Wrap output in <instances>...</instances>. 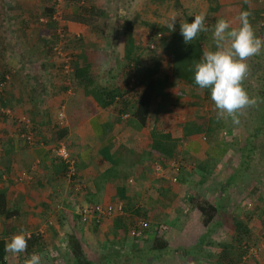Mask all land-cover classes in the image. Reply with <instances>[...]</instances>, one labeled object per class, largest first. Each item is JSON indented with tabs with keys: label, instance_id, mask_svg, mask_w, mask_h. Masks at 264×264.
<instances>
[{
	"label": "rangeland",
	"instance_id": "obj_1",
	"mask_svg": "<svg viewBox=\"0 0 264 264\" xmlns=\"http://www.w3.org/2000/svg\"><path fill=\"white\" fill-rule=\"evenodd\" d=\"M223 2V7H220L218 0H63L59 4L56 0H45L29 5L30 9L27 12L31 15L30 19H26L22 18V14L20 15L22 9L16 6V1L14 3V0H0V24H3V29H0V49L5 48V57L0 60V72L9 80V83H5L0 90V94L4 93L6 97V107L2 109L11 110V106H17V109L21 108L24 112H28L31 105H35L37 102L41 105L45 100L42 96H48L49 94L55 96L56 94L55 92L50 93L45 87V92H43V86L45 85L43 82L49 80L50 83L53 81L54 84H59V89L65 86L73 90L75 88L73 70L83 62L88 66L97 85L109 87L114 84L122 92H127V98L135 102L136 95L140 92L138 89L140 84H137L138 82L132 77L133 64L128 67V63L124 58L125 36L116 29L115 21L118 18H124L133 22V37L136 46L134 59L140 66H156L158 68L157 79H162L168 75L165 51L166 40L172 32L176 31L179 21L184 22L187 16L201 12L205 13L206 25L209 29H212L220 18H226L232 28H238L239 15L246 10L250 12L249 17L254 20V25L264 23V0L261 2H258V0H224ZM44 8L57 10L59 12L57 22L59 23L56 24L50 21L49 17H45L42 14ZM89 9L102 12L104 16L98 17L96 14H91L88 12ZM73 11L76 13H72ZM16 14L19 18H14L17 16ZM255 15L258 16V19ZM173 16L178 18L174 30H171L168 25ZM41 19H46L48 23L41 22ZM23 20L26 27L32 32L22 36V44H20L17 42V39L21 38L20 35L17 34L13 37H10V35L12 32H16L17 28L15 26L24 27L22 25ZM53 23H55V26L52 25ZM49 24L51 27L47 26ZM57 25L64 30V39H59ZM35 30L42 34L37 36L33 32ZM201 34L203 36V40H201L203 51L214 50L215 42L211 30ZM259 34L264 39V29ZM37 37L40 40H37ZM57 45H61L62 57L54 53V48ZM25 48L28 49V55L40 53L44 58L45 65H40L37 60L27 63L28 59H24L25 61H20V66L13 69L9 68L7 65L9 54L20 57L22 56L20 52ZM263 58L264 49L261 50L260 54L248 57L245 61L249 66L248 74L250 78L249 85L245 90L256 103L236 113V117L225 115L218 118L214 102L211 98H204L201 90H192L180 83L171 86L174 92V100H176L179 92L183 93L179 102L168 105V107H171L169 109L170 112H173L174 119L176 121L183 119L184 123L189 125L195 123L200 126L202 132H205L208 120L209 122L212 120L216 122L217 131L208 137L213 142L220 140V142L229 145V149L226 151L227 162L219 161L221 163L219 164L214 159L212 163H198L179 154L176 157V162H185L190 166L194 163L196 170L193 169L195 171L192 173L191 171L186 172V175L178 180L180 188V206L178 207L180 210L178 214L182 219H176V225L175 222L162 223L167 226L168 230L162 233L160 238L170 243V247L161 255L150 253L151 241L146 240L145 235L143 239H133L129 243V247L125 249V251H129L127 254L129 258L124 259L121 257L122 259L119 260L121 263L126 260L129 261L130 257L134 255L135 261L138 258H144L143 264H213L220 251L218 244L228 245L231 243L233 239L232 231L229 228L220 227L214 231L210 239V246L205 245L201 250L195 251V244L205 229L199 223L197 211L190 208L188 200L193 196L215 200L229 174L237 170L240 157L238 151L233 149L235 147L234 141L238 136L237 130L239 128L246 131L257 123L260 103L254 95L259 83L254 80L253 63L257 67V64H260ZM63 60L68 61V74L64 72ZM16 78L20 79L21 82L19 83L20 80L18 81ZM24 78H33L35 82L34 85L32 81L28 82L31 85L28 90L32 95H30V99L28 98V102H25L26 105L23 101V93L26 92V84L24 83H27L28 79L24 81ZM43 78H47V80ZM12 81L15 82V88H10L9 84ZM48 83L45 86H48ZM13 90H15L17 96ZM8 92L13 94L15 98L9 97ZM152 115L153 113L149 116V119ZM4 117L7 118L6 115ZM21 118L29 119L26 113L21 116L19 114L14 116L11 113L7 121L20 130L22 123H24L20 121ZM14 119L21 123L14 121ZM234 119L238 122L234 123ZM24 131L26 130L24 129ZM258 140L264 142V135L262 134ZM206 141L208 142V139ZM256 153V160L250 168L238 175L232 186L224 187L226 188L224 200H227L225 205L228 207V214H234L246 221L250 229L249 240H246V242L251 248L255 249L253 255L249 257L246 255V259L241 264H264V146ZM253 188L256 189V194L251 193ZM187 209L186 214L183 213ZM135 217L146 219L145 216H137V214H135ZM77 228L80 231L79 225H77ZM31 230V234L38 233L42 235L44 250L43 253L39 254L41 264H71L72 259L66 246L69 236L66 232L68 231H63L64 235L61 236V232L56 231L53 225L40 226ZM44 232L49 233L53 239L50 245L45 243ZM54 232H56L55 236H53ZM47 247H50V250ZM189 252L191 256L188 254L186 257ZM29 256H26L23 262L21 260V264H25ZM100 260L102 261L101 258Z\"/></svg>",
	"mask_w": 264,
	"mask_h": 264
},
{
	"label": "crops",
	"instance_id": "obj_2",
	"mask_svg": "<svg viewBox=\"0 0 264 264\" xmlns=\"http://www.w3.org/2000/svg\"><path fill=\"white\" fill-rule=\"evenodd\" d=\"M39 1L45 0H14V3L22 9V18L30 19L28 6ZM223 1L218 0L220 7H223ZM75 11L72 13L75 14ZM22 23L24 27L15 26L16 32L10 35H20L21 38L17 39L20 44L22 36L32 32L26 27L24 20ZM33 32L37 36L42 34L37 30ZM37 40L40 38L37 37ZM20 53V57L9 54V68L20 66V61H25L24 59H28L27 63L37 60L40 65H45L40 53L28 55L26 48ZM26 79V92L23 93L25 105L32 95L28 90V87L31 88L28 82L35 84L33 78H24V81ZM161 80L164 83V92L173 101L175 98L171 86L178 85L179 82L173 78ZM49 81L43 84L46 85ZM8 83L6 78V84ZM9 85L10 88H15V82L12 81ZM45 85L43 92L45 87L50 93L55 92V96H42L45 99L43 103L31 105L28 112L17 109V106H11V110L0 109V190L5 192L8 209L17 212L7 221L0 218V237L5 224L15 229L5 237L8 240L21 230H27L31 234L32 228L53 225L56 231L61 232V236L64 235L63 231H68V235L76 237L89 262L97 264L110 261L114 264L123 258L122 255L127 256L129 253L125 251L133 240L129 231L138 220L143 219H137L135 214L146 217L143 221L148 223L149 230L145 235L150 243L162 223L175 222L176 225V219H182L178 214V180L186 175V172L192 173L196 169L194 163L190 166L185 162H176L179 154L198 163H212L214 159L216 163L227 162L226 143L220 140L211 141L202 130L199 134L186 136L184 128L187 124L181 118L178 121L174 119V114L169 109L171 107H153L152 117L148 118L144 127L138 129L130 116H118L113 107H98L83 88L75 87L72 90L63 86L59 89V84H54L53 81L49 82L48 86ZM138 89L141 91L142 87ZM14 94L16 95V92ZM9 97L13 98L14 95L9 93ZM61 110L64 111L62 120L58 118ZM11 113L14 116L26 113L30 124L26 126L22 123L20 130L10 125L7 118ZM10 119L13 120L12 117ZM153 131L168 134L176 142L177 149L173 158L162 157L151 149ZM27 135L32 137L30 143L25 139ZM60 145L65 146L74 163L72 173L67 172L64 176L61 174V160L52 153V150ZM176 163L179 165L175 173L171 164ZM155 164L162 166L161 174L155 173ZM233 173L235 171L231 174ZM173 178L177 183L172 182ZM117 203L123 205L122 215L103 218L82 236L81 230L77 228L78 208ZM187 211L188 209L183 213L186 214ZM44 234L45 243L50 245L53 242L52 237L47 232ZM55 235L56 232L53 236ZM47 248L50 250V247ZM25 257L24 253L15 256L8 253L6 261L7 264H21Z\"/></svg>",
	"mask_w": 264,
	"mask_h": 264
},
{
	"label": "trees",
	"instance_id": "obj_3",
	"mask_svg": "<svg viewBox=\"0 0 264 264\" xmlns=\"http://www.w3.org/2000/svg\"><path fill=\"white\" fill-rule=\"evenodd\" d=\"M88 12L94 15L96 14L98 17L104 16V13L98 12L94 9H89ZM53 13L54 10L52 8H44L42 11V14L45 17H49L48 19H50ZM194 16L195 15L187 16L184 22H191ZM256 18L258 19V16H256ZM249 20L253 26L254 20L250 17ZM259 24L254 25L253 28L257 36L262 38L259 33L263 30V28L259 26ZM52 25L55 26V23ZM47 26H50V24ZM115 27L125 36L124 58L128 63V67L130 64H133L134 68L132 69V77L135 78L138 82L137 84H140V87H142V90L136 95V101L132 102L129 98H127V92H122L121 89L114 84L109 87L97 85L92 73H90L88 66L84 64V62L81 63V65L79 64V66L73 70L72 75L75 82L74 86L86 90L91 99L101 109L113 107V111L120 117L127 114L130 116L131 121L135 123L136 128L139 129L144 127L147 123L153 107L158 105V109H160V107L174 105L176 102H179L183 93L179 92L176 100L171 101L169 95L163 90V81L161 79H157L158 68L156 66H140V64H138V62L134 59L136 46L133 37L132 21L124 18H118L115 21ZM0 29H3V24H0ZM201 35L202 34L200 33L197 39L193 40L190 44H185L182 36L180 35V26L176 28V31L171 33V36L166 40L165 45L167 56L166 68L168 75L163 78L171 77L186 88L201 90L194 83V67L195 64L200 61L204 53L201 46V40H203V36ZM4 54L5 48L0 49V60L5 57ZM253 76L255 77V82L259 83V87L255 89L256 93L254 95L255 99L259 100L260 103L256 119L257 123L255 126H252V128L246 131L240 128L237 130L238 136L235 138V147L233 148L238 151L240 157L237 171L229 175L222 185L220 191L218 192V195L222 196H217L215 200H207L205 198H200L199 196H193L188 200L190 208L197 211L199 223L205 229L204 233L199 236L195 244V251L201 250L205 247V245H211L210 239L217 228H229L233 233V239L230 244H218L220 251L213 264H241L251 248V246L248 245V242H246V240H249L250 229L243 218H239L234 214H228V207L225 205L227 200H224L226 197L224 191L226 193L225 189L234 184L235 178L250 168L251 164L256 160V152L260 151L262 146H264V142L258 140L262 134L264 135V58L261 60L260 64H257V67L256 64L253 63ZM4 83H6L5 75L0 72V90ZM201 91L203 92L204 98H210L209 90ZM5 103L6 97L4 93H1L0 109L6 107ZM234 117H236V115ZM217 129L216 122L213 120L209 122L208 120L205 134L207 136L212 135L217 131ZM200 132V126L195 123L192 125L187 124L184 128V134L186 136L190 134H199ZM151 139L152 150L158 152L162 157L173 158L177 146L176 142H174L168 134L153 131L151 133ZM228 146L229 145L227 144V150L229 149ZM60 163L63 168V173L61 174L64 176L67 173V167L62 161H60ZM256 192V189L253 188L251 193L256 194ZM16 214L17 212L15 210L8 209L5 192L0 190V218L7 221L13 218ZM13 230L15 229H12L8 224H5L3 227L2 236L0 237V264H7L6 257L8 252L5 251V244L9 240L5 237L12 233ZM161 235L162 234L155 232L151 243L150 253L161 255L162 252L168 250V242H166L165 239L160 238ZM41 236L42 235L38 233L31 234V238L28 240V247L24 252L26 256H29L34 252L38 254L43 253L44 245ZM67 249L69 250V254L72 259L71 264H93L86 259L81 245L74 235L68 236ZM188 254L191 256L189 252L187 255L185 254L186 257ZM124 256L121 257L124 259L129 258L128 256ZM143 260L144 258H138V260L136 259L135 261V256L132 255L129 261L126 260L121 263L117 260L114 264H143ZM99 264L111 263L109 261L106 263L99 262Z\"/></svg>",
	"mask_w": 264,
	"mask_h": 264
},
{
	"label": "clouds",
	"instance_id": "obj_4",
	"mask_svg": "<svg viewBox=\"0 0 264 264\" xmlns=\"http://www.w3.org/2000/svg\"><path fill=\"white\" fill-rule=\"evenodd\" d=\"M250 12L242 11L239 15V27L232 28L226 18L216 21L209 29L206 25V14H196L191 22H181L180 35L185 44L197 39L200 33L211 30L215 49L205 51L194 67V83L201 90H209L210 98L217 110V117H234L236 113L256 101L249 97L242 86L249 66L245 62L248 57L261 53L264 49V39L257 36L250 23ZM178 17H171L169 27L174 30ZM234 123H237L235 119ZM31 238L27 230H21L13 235L5 244V251L19 255L26 251ZM25 264H41V256L32 253Z\"/></svg>",
	"mask_w": 264,
	"mask_h": 264
},
{
	"label": "built area",
	"instance_id": "obj_5",
	"mask_svg": "<svg viewBox=\"0 0 264 264\" xmlns=\"http://www.w3.org/2000/svg\"><path fill=\"white\" fill-rule=\"evenodd\" d=\"M63 0H56V2L59 4L60 2H62ZM262 0H258V2H261ZM59 15V12L56 10L54 11L53 15L50 17V21L55 22L56 24L59 23L57 16ZM41 22L47 23L48 21L46 19H41ZM259 26H261L264 29V23H260ZM64 30L62 28H60L57 25V35L59 37V39H64ZM158 37H160V35H158ZM152 48V46H151ZM54 53L57 56H61V45H57L54 48ZM63 68H64V72L66 74H68V61L67 60H63ZM249 74L247 73L245 79L242 81V86L244 87V89H246L249 85ZM64 117V111L61 110L60 114L58 115V118L60 120H62ZM122 117L127 118L128 115L125 114ZM20 121H23L24 124L27 126L29 124L28 120H26L25 118H21ZM25 139L28 143H30L32 141V137L30 135L25 136ZM52 153L54 154V156L58 159L61 160L67 167V172L69 174L72 173V169H73V161L71 160V157L69 155L68 150L65 148L64 145H60L58 147H55L52 150ZM178 163L176 164H171V167L173 168V170H175L174 172L176 173L178 171ZM154 170L155 173L157 174H161L162 173V166L159 164H155L154 166ZM172 182L175 183L176 179L173 178ZM123 214V205L121 203H117L114 205H107V206H103V205H93V206H83L81 208H78L76 210V215L78 217V221H79V226H80V230H81V234L82 236H85L89 230L91 229V226L93 224H99L100 221L103 218L106 217H113L114 215H122ZM149 230V226L148 223L146 221L143 220H138L136 222V224L134 225V227L129 231V235L130 237L134 238V239H143L145 236V232H147ZM166 231V226L162 225L157 229V233L158 234H162ZM41 233V232H40ZM255 252L254 248H250L248 253H247V257L253 255V253ZM246 258H244L245 260Z\"/></svg>",
	"mask_w": 264,
	"mask_h": 264
}]
</instances>
